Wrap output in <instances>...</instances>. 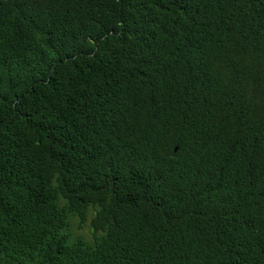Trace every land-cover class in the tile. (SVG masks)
<instances>
[{"label":"trees","instance_id":"obj_1","mask_svg":"<svg viewBox=\"0 0 264 264\" xmlns=\"http://www.w3.org/2000/svg\"><path fill=\"white\" fill-rule=\"evenodd\" d=\"M0 264H264V0H0Z\"/></svg>","mask_w":264,"mask_h":264},{"label":"rangeland","instance_id":"obj_2","mask_svg":"<svg viewBox=\"0 0 264 264\" xmlns=\"http://www.w3.org/2000/svg\"><path fill=\"white\" fill-rule=\"evenodd\" d=\"M93 216V210L89 209L87 218L83 223H80L76 216H72L69 219V231L72 237H81L85 240H91L92 228L89 224L91 217Z\"/></svg>","mask_w":264,"mask_h":264},{"label":"water","instance_id":"obj_3","mask_svg":"<svg viewBox=\"0 0 264 264\" xmlns=\"http://www.w3.org/2000/svg\"><path fill=\"white\" fill-rule=\"evenodd\" d=\"M176 150V147L174 148V151Z\"/></svg>","mask_w":264,"mask_h":264}]
</instances>
